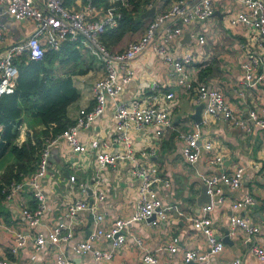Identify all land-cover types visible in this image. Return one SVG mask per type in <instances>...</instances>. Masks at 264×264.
<instances>
[{
  "label": "crops",
  "instance_id": "0c3cea01",
  "mask_svg": "<svg viewBox=\"0 0 264 264\" xmlns=\"http://www.w3.org/2000/svg\"><path fill=\"white\" fill-rule=\"evenodd\" d=\"M167 1L158 0L156 13L152 17H141L142 26L138 31L125 34L112 47L108 48L102 43L111 52L123 50L129 41L142 35L157 13L167 10L176 0ZM90 2L95 9L87 13L86 18H100L104 10L94 6L92 0ZM211 2L214 11L210 17L181 25V33L177 35L166 29L173 26L172 21H165L156 28L141 56L118 65L117 80L121 82L127 70L129 79L119 93L106 97L102 112L88 126L79 129V142L86 147L80 153L72 151L61 138L53 142L59 134L53 138L45 136L43 131L47 128L37 113L64 95L73 94L75 98L66 108L65 121L69 123L68 127L74 124L80 109L88 111L95 106L94 85L105 75V64L98 54L79 41L65 39L59 49L45 45V52L60 51L64 41H72L76 43L79 54L75 56L76 59L68 57V54H60L53 61L49 76L52 80L50 96L46 101H38L31 96L28 102L21 104L22 112L17 122L19 133L14 144L20 146L30 137L33 143L36 139L42 141L39 149L48 145L50 151L47 173L39 178L44 208L37 223L31 225L21 213L23 206L30 210L37 207V200L29 191L2 201L0 258H7L8 264H56V257L62 254L72 264H145L144 255L153 254L157 264H199L196 261H183L186 250L206 252L210 248L205 236L193 227L191 219L200 216L202 206L210 203L203 202L197 206L200 193L197 178H211L242 167L243 179L237 189L230 190L217 181L220 192L212 195L213 206L208 214L212 218L213 234L223 240V248L210 256L208 264H233L238 258L240 264H264V257L259 259L252 249L258 246L264 250V129L254 126L247 115L249 109L264 105V79L251 87L246 86L242 69L247 54L264 56V50L259 46L256 31L235 18V14L243 10L242 3L237 0ZM63 3L68 10L83 11L89 0H64ZM152 4H145L141 13ZM0 22L3 24L1 59L9 45L20 42L34 31L35 23L30 19L16 20L6 13L0 14ZM186 34H189V39L185 37ZM199 36L204 37L203 43L198 41ZM186 54L192 57L185 68L196 78L194 82H204L220 90L227 105L244 119L245 126L230 123L222 117L207 116L203 106L201 121H195L192 115L203 102L197 99L193 89H186L177 82L178 73L172 63ZM22 57L38 60L22 54L15 58L16 66ZM206 67V74L201 76L202 69ZM261 70L259 67L258 71ZM168 93H172L170 98L166 97ZM153 97H156L152 103L157 112L168 115V124L161 128L163 133L157 138V126L131 125L129 138L117 142L114 121L117 104L125 101L143 105L146 99L152 100ZM29 123L35 124V130H30ZM196 124L201 130L199 144L210 142L212 147L206 149L201 145L198 158L189 162L182 151L181 135L193 130ZM144 150L147 154L143 156L141 151ZM128 151L133 154L134 162L129 158L118 159L113 164L102 166L96 159L99 152ZM218 154L222 162L217 165L210 163V158ZM136 165L154 168V175L161 179L156 183L158 198L163 205H175L178 211H171L165 221L157 223L131 220L124 228L126 241L118 248H113L108 239H98L92 241L89 250L78 253L77 245L85 241L97 226L111 228L116 219H129L134 215L140 182L132 172ZM36 169L33 168V172ZM65 169L68 176L64 174ZM71 175L75 177L73 181L69 179ZM93 177L96 182L89 184L92 194L88 195L85 186ZM3 193L6 198V187ZM247 198L251 202L239 209L231 207L232 203L244 202ZM75 201L85 202L86 206L70 216L67 208ZM232 214L246 217L258 226V232L252 235L250 242L244 241L239 230L233 235L229 233ZM99 215L102 216L100 220ZM60 222L66 230H71V237L38 247L35 237L39 234L45 236ZM15 232H22L27 240L16 253H10ZM173 236H177L180 241L177 251L170 253L168 246ZM226 236L229 241L225 240ZM95 250L111 252L112 258L96 259Z\"/></svg>",
  "mask_w": 264,
  "mask_h": 264
},
{
  "label": "built area",
  "instance_id": "2783aa9c",
  "mask_svg": "<svg viewBox=\"0 0 264 264\" xmlns=\"http://www.w3.org/2000/svg\"><path fill=\"white\" fill-rule=\"evenodd\" d=\"M64 0H0V14L6 13L16 20L23 21L25 19L33 20L35 23L34 31L21 42H16L9 45L3 57L0 59V96L14 92L16 88V80L18 77V69L15 64V58L25 54L31 59H39L44 55L45 45L48 48L59 49L60 43L65 40L79 41L92 50L93 53L98 54L103 60L106 68L105 75L98 79L94 85V94L96 104L90 110L80 109L79 115L74 124L69 126L61 134H59L53 142L58 141L60 138L65 140L74 152H83L86 147L79 142L78 131L79 129L88 126L101 112L108 96H114L123 89V84L129 79V71L127 75L121 78V82L117 80V67L137 56H141L151 38L154 36L156 28L165 21H172L173 26L167 27L174 35L181 33V25H185L193 20H205L213 14V6L211 0H176L165 11L157 13L149 24L145 27L144 32L137 39L128 42L123 50L109 51L106 46L100 41L99 35L109 26L116 24L117 18L120 13L115 10L113 6H108L102 16L98 19H88L85 15L93 11L95 8L91 5V0L86 9L83 11L68 10L63 3ZM122 5L125 0H120ZM243 4V10L235 14V18L239 21L246 23L256 31L259 37V46L264 50V0H237ZM3 24L0 22V37L2 35ZM198 41L203 43L205 41L203 36L198 37ZM191 55L186 54L179 59L173 61L176 72L178 73L177 82L183 85L186 89H193L196 97L200 102H203L205 115L222 117L226 121L241 126H245L244 119L240 115L233 112L227 105L226 101L220 90L207 86L204 82H197L194 85V78L190 74L185 65L191 60ZM261 67L262 70L258 71ZM246 86H253L264 79V56L247 54L246 61L242 64ZM194 79V80H193ZM172 93L166 94L170 98ZM152 100L146 99L144 104L121 102L117 104L114 111L115 131L117 142L129 138V129L131 125L140 127L143 125L157 126L156 135L159 136L163 133L161 128L168 124V115L166 113H158L153 105ZM248 119L256 127L264 129V105L251 108L247 112ZM203 120V119H202ZM201 137V130L199 124L191 131L184 132L181 135L183 140L182 151L189 162H193L198 158L200 146L210 149L211 143L204 142L199 144ZM147 151H141V155H146ZM50 151L48 145L42 147L38 151V158L36 161L35 172L21 174L19 180L13 179L6 185L7 199H12L16 194L23 191H29L32 196L37 200V207L33 210L27 207L21 208V213L34 225L38 221L39 214L42 213L44 208V199L39 187V178L47 173L49 165ZM129 158L132 162L135 158L129 151L104 153L99 152L96 154L98 163L102 166L113 164L118 159ZM222 162L221 155H215L210 158V163L220 164ZM154 168H148L145 165H136L133 169V175L139 179L137 188V209L134 215L129 219H116L111 228H104L97 226L88 238L80 242L76 251L78 253L86 252L90 249L93 240L108 239L111 241L113 248H118L126 241L124 233L125 226L131 221H148L150 223H157L165 221L171 211H178L175 205H163L158 198L156 183L161 179L153 173ZM264 172V170H263ZM74 180V175L69 177ZM243 179V168L237 167L231 173H222L219 176L205 178L208 186V192L212 195L220 192L217 186V181H221L230 190L237 189ZM91 182H96L93 177ZM167 184V181H164ZM251 202L247 198L244 202H234L231 207L234 210L239 209L246 203ZM86 206L85 202L75 201L67 208V214L70 216L75 215L77 210L83 209ZM213 202L202 206V213L200 216H193V227L202 233L210 248L206 252L198 250H186L183 253V261L185 263L198 262L199 264H208L211 255L219 252L223 248V240L213 234L212 231V218L209 216L208 211L212 209ZM102 219V216H98ZM232 224L230 234H235L239 230L244 237L245 242H250L252 235L258 232V226L252 224L246 217L232 214L230 216ZM71 230H66L62 222L51 228L45 236L37 235L35 237V244L38 247L44 244H55L61 240L71 237ZM26 236L22 232H15V240L10 248V253H16L17 250L24 246ZM180 239L173 236L168 250L174 253L178 249ZM254 253L259 259H263L264 250L261 247L254 246ZM112 253L108 251H94L96 259L110 260ZM33 258V256H32ZM145 264H157V258L153 254H145L143 257ZM0 264H8L7 258H0ZM56 264H72V262L58 254L56 257ZM93 264V263H89ZM233 264H240V259H235Z\"/></svg>",
  "mask_w": 264,
  "mask_h": 264
},
{
  "label": "trees",
  "instance_id": "16d2710c",
  "mask_svg": "<svg viewBox=\"0 0 264 264\" xmlns=\"http://www.w3.org/2000/svg\"><path fill=\"white\" fill-rule=\"evenodd\" d=\"M152 1L125 0V4L122 5L120 0L114 2L92 0L94 6H100L103 10L108 6H113L120 13L116 24L107 27L99 35L100 41L109 48L119 43L125 34L138 31L142 26L143 19L140 14L143 11V6L152 4ZM60 54H68V57L76 59L75 56L79 54L76 43L66 40L60 51L49 50L38 60H27L22 57L20 61H17L19 73L15 91L0 96V161L8 154L14 158L13 162L0 173V204L5 199L4 187L13 179L19 180L21 174L33 171V168L36 167L37 153L42 141L36 139L33 143L32 139L28 137L20 146L15 145L14 140L19 133V123L17 122L22 112V102H28L27 100L31 96L38 101H46L50 96L51 65ZM206 69L208 67L202 69L201 76L206 74ZM193 86H196V82ZM74 98L73 94L64 95L38 111L37 114L43 122L42 124L47 128L43 131L45 136L53 138L68 128L69 123L65 121L66 108Z\"/></svg>",
  "mask_w": 264,
  "mask_h": 264
},
{
  "label": "water",
  "instance_id": "95a60500",
  "mask_svg": "<svg viewBox=\"0 0 264 264\" xmlns=\"http://www.w3.org/2000/svg\"><path fill=\"white\" fill-rule=\"evenodd\" d=\"M157 3H158V0H155L151 7H149L143 13H141L140 17H152L156 13ZM185 37L189 39L190 36H189V34H186ZM25 39H22L21 41H24ZM202 106H203V104L200 103L196 107L195 113L192 115L197 123H199L201 121ZM64 174L66 176L69 175L68 171L66 169L64 171ZM197 180H198V182L200 184V193H199V195L197 197V206L199 207V206H201V204L203 202H206V203L211 202V194L208 192V186H207V183H206L205 179H202V177H198ZM90 183H91V180H88L87 183H86V186H85L86 190L88 191V195L92 194L91 187H89ZM90 201H92V199H90ZM225 240L229 241V238L226 236Z\"/></svg>",
  "mask_w": 264,
  "mask_h": 264
},
{
  "label": "rangeland",
  "instance_id": "374dc122",
  "mask_svg": "<svg viewBox=\"0 0 264 264\" xmlns=\"http://www.w3.org/2000/svg\"><path fill=\"white\" fill-rule=\"evenodd\" d=\"M29 125H30V127H29ZM29 125H28V127L30 128L31 131L35 130V127L33 126V125H35V124H33V123H29ZM13 160H14V158H13V156H12L11 154L5 156V157L0 161V169L2 168L1 171H0V173H2V172L4 171V169H5V167H6L8 164L12 163Z\"/></svg>",
  "mask_w": 264,
  "mask_h": 264
}]
</instances>
